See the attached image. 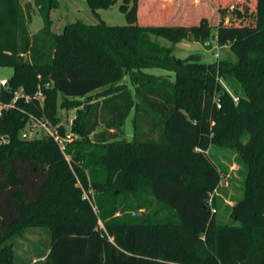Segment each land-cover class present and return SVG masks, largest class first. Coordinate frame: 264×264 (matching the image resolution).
<instances>
[{"label": "trees", "instance_id": "16d2710c", "mask_svg": "<svg viewBox=\"0 0 264 264\" xmlns=\"http://www.w3.org/2000/svg\"><path fill=\"white\" fill-rule=\"evenodd\" d=\"M119 1L87 3L97 14ZM255 3L253 23L213 25L204 15L193 24L142 25L139 0H122L126 24L76 21L57 33L51 12L58 0H0V66L13 68L2 84L5 100L19 89L32 97L18 99L0 118V133L9 137L0 145V264H264V0ZM34 6L44 23L37 33L29 29ZM212 37L238 60L174 54L184 39L210 46ZM154 67L172 71L174 81L146 72ZM128 72L135 94L123 85L107 88ZM221 77L241 85L238 105ZM39 90L43 105L34 97ZM79 106L71 163L53 139L21 137L28 114L60 123V108ZM133 111V139H121ZM143 123L148 132L141 131ZM100 124L104 129L96 132ZM248 133L253 163L247 186L231 207L233 223L220 225L209 205L210 199L215 205L220 175L203 151L242 147ZM95 163L108 171L109 183L93 179L88 185L85 165ZM114 174L123 191L149 189L170 218L103 217L101 228L84 189L100 197ZM26 225L48 228L52 237L49 252L37 260L11 252Z\"/></svg>", "mask_w": 264, "mask_h": 264}, {"label": "rangeland", "instance_id": "374dc122", "mask_svg": "<svg viewBox=\"0 0 264 264\" xmlns=\"http://www.w3.org/2000/svg\"><path fill=\"white\" fill-rule=\"evenodd\" d=\"M27 0H22L25 4ZM140 2V21L142 25H160V24H179V23H198L204 15L208 16L211 23L218 25L221 21L225 23L241 24L253 23L255 0H139ZM122 0L115 5L98 9L97 14L88 5L87 0H58V5L52 9L51 29L54 32L61 33L68 23L84 21L87 23H97L104 20L110 25H124L127 23L126 14L121 11L120 5ZM235 10L243 14L237 15ZM43 19L38 13L37 7H33L32 22L29 25L31 33H37L43 27ZM213 34L216 35L217 29L213 28ZM160 43L166 46H172L173 43L164 37H154ZM177 57L185 58L190 54H200L203 60L207 62L228 60L236 62L238 56L231 50L229 45H220L216 38H211V45L207 46L203 42L184 39L179 42L174 50ZM146 72L164 77L174 81L175 74L172 71L163 68H147ZM130 72L126 73L115 84H108L107 88L119 85L127 86L135 94V86L130 79ZM13 75V68L0 66V84ZM223 87L233 98L235 105L240 102V97L244 96L242 87L235 78H219ZM62 98H59V102ZM218 101L220 102L219 98ZM82 106L63 109L60 108L58 115L60 122L66 126L74 120ZM261 116L264 118V111ZM133 118L134 111L127 118L121 139H133ZM104 129L100 124L96 132ZM150 130L148 123H143L141 131ZM250 134H246L242 140V147L230 145H213L207 151H203L212 165H214L220 175V182L214 193V208L216 209L217 222L220 225L233 223L231 207L239 201L244 194L247 186L250 167L253 163L252 157L248 155V148L245 147ZM94 142V135L90 136L89 144ZM88 143V142H86ZM198 150V149H196ZM200 151V149H199ZM255 152V151H254ZM255 153L253 154V156ZM71 163V155H69ZM84 165V164H83ZM86 166V176L88 185H91L93 179L109 183V173L100 164H91ZM73 168V167H72ZM78 185L84 184L83 180L73 168ZM117 174L112 177L113 185L107 186L102 196L97 197L93 189L87 190V194L93 201V207L99 217V226L104 227V219L122 221L134 218L139 221L141 218L149 217L152 220H164L170 218L169 211L162 204L157 202L149 192V189L142 188L133 192L121 190L114 181ZM113 193L120 194L114 198ZM51 235L48 228L34 225H26L22 232L13 238L12 254L16 259L37 260L40 255H46L51 245Z\"/></svg>", "mask_w": 264, "mask_h": 264}, {"label": "built area", "instance_id": "2783aa9c", "mask_svg": "<svg viewBox=\"0 0 264 264\" xmlns=\"http://www.w3.org/2000/svg\"><path fill=\"white\" fill-rule=\"evenodd\" d=\"M7 81V80H6ZM2 84H0V118L9 109H14L17 107V101L20 98H24L26 102L32 99L31 96L25 95L22 89L15 92L12 100H5V95L2 90ZM39 99L40 103L43 105L44 95L41 90H39L34 96ZM74 120H71L70 125L66 126L64 123H54L45 116L37 117L33 113L28 114V118L25 123V127L21 131V137L23 139H35L42 137H49L54 140V142L59 146L60 150L64 154L65 158L69 161L68 147L71 143L80 138V135L72 130V124ZM62 126L65 130L62 131ZM9 141V137L0 133V145ZM84 196L93 205L92 199H90L87 194V190L84 189ZM209 205L212 212L215 213L216 209L212 204V199L209 201Z\"/></svg>", "mask_w": 264, "mask_h": 264}, {"label": "water", "instance_id": "95a60500", "mask_svg": "<svg viewBox=\"0 0 264 264\" xmlns=\"http://www.w3.org/2000/svg\"><path fill=\"white\" fill-rule=\"evenodd\" d=\"M2 82H3V83H5V82H6V79H5V80H3ZM50 85H51V84H50Z\"/></svg>", "mask_w": 264, "mask_h": 264}]
</instances>
